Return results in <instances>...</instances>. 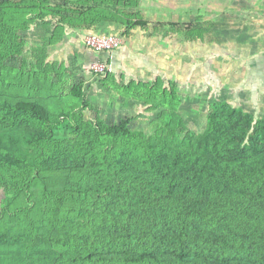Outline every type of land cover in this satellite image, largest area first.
<instances>
[{"label": "trees", "instance_id": "1", "mask_svg": "<svg viewBox=\"0 0 264 264\" xmlns=\"http://www.w3.org/2000/svg\"><path fill=\"white\" fill-rule=\"evenodd\" d=\"M43 14L0 0V264H264V117L216 101L191 131L153 83L150 134L105 123L82 85L57 91L44 45L24 44ZM50 190L54 214L37 197Z\"/></svg>", "mask_w": 264, "mask_h": 264}, {"label": "rangeland", "instance_id": "2", "mask_svg": "<svg viewBox=\"0 0 264 264\" xmlns=\"http://www.w3.org/2000/svg\"><path fill=\"white\" fill-rule=\"evenodd\" d=\"M239 10L244 9L232 0L227 17L217 10L207 24L187 23L181 30L186 39L180 41L181 47L176 45L165 51L163 73L160 72L157 82L155 78L140 81L137 75L126 81L125 76L116 73L110 74L111 78L92 77L89 65L74 53L67 61L54 65V84L61 94H69L74 86L82 85V92L105 123L130 116V129L145 134L151 133L159 112L151 103L153 83L158 84L154 85L160 90L158 93H170L177 99L178 112L191 131L204 130L207 111L216 101H228L255 117H264V20L242 16L237 13ZM193 40H197L196 45L191 43ZM11 62L15 64L16 59L13 57ZM81 114L83 120H94L96 116L87 111ZM37 197L48 203L53 214L58 211L54 191L39 193ZM3 198L4 192L0 190V201ZM35 214L48 227L49 213Z\"/></svg>", "mask_w": 264, "mask_h": 264}, {"label": "crops", "instance_id": "3", "mask_svg": "<svg viewBox=\"0 0 264 264\" xmlns=\"http://www.w3.org/2000/svg\"><path fill=\"white\" fill-rule=\"evenodd\" d=\"M126 1L42 0L44 14L35 19L20 36L26 46L44 45L48 50L49 63H62L77 53L82 63L89 65L96 61L105 62L111 75L116 73L125 76L126 81L132 79L133 75H137L140 81L151 78L156 80L161 75L160 72L163 73L165 51H171L176 45L181 47L180 41L186 40L181 31L185 29V25L189 23L196 26L200 21L207 24L217 10L227 17L232 2L138 0L135 7H126L123 5ZM252 1L235 0L239 8L244 9L237 13L264 20V0ZM127 18L131 23L139 18L145 25L127 28L124 25ZM156 23L160 26L155 25ZM90 34L118 35L124 41L121 47L111 53L95 52L83 43L84 37ZM196 42L197 40L191 41L195 45Z\"/></svg>", "mask_w": 264, "mask_h": 264}, {"label": "built area", "instance_id": "4", "mask_svg": "<svg viewBox=\"0 0 264 264\" xmlns=\"http://www.w3.org/2000/svg\"><path fill=\"white\" fill-rule=\"evenodd\" d=\"M123 41H124L123 37L118 35L90 34L84 37L83 39V43L85 47L100 53L113 52L114 50L121 47ZM107 71H108V67L106 66L105 62L96 61L89 64V72H93L105 76V73Z\"/></svg>", "mask_w": 264, "mask_h": 264}]
</instances>
